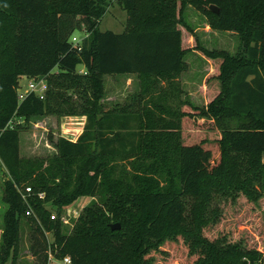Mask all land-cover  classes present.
I'll list each match as a JSON object with an SVG mask.
<instances>
[{
  "label": "trees",
  "instance_id": "1",
  "mask_svg": "<svg viewBox=\"0 0 264 264\" xmlns=\"http://www.w3.org/2000/svg\"><path fill=\"white\" fill-rule=\"evenodd\" d=\"M106 2L0 0V160L7 169L1 263L11 252L10 264H17L20 216L26 208L19 187L27 183L34 192L27 196L34 210L28 216L33 264H47L49 246L72 264H264L263 253L241 240L205 234L219 213V206L212 207L215 200L235 198L237 191L252 202L264 197V0H121L127 19L120 33L98 29ZM186 3L205 13L215 29L244 30L241 63L201 46L183 20ZM211 4L218 13L209 10ZM77 27L85 28L86 36L74 45L69 37ZM189 50L221 58L215 78L222 88L203 107L181 97L177 77ZM105 74L167 77L168 90L162 86L156 94L171 102L166 108L151 98L153 90L143 82L131 102L136 108L99 111V76ZM20 77L44 79L43 98L33 92L19 98ZM49 113L84 115L85 125L75 140L56 139L48 164H33L19 154L12 120ZM170 116L176 118L173 130ZM205 116L239 121L218 137L186 133L190 123L201 128L195 119ZM176 129L175 144L161 138ZM227 153L238 155L229 159ZM83 195H98L99 203L86 206L65 231L45 204L60 213ZM196 197L187 215L185 204ZM114 222L119 229L110 228ZM178 241L184 253L177 251Z\"/></svg>",
  "mask_w": 264,
  "mask_h": 264
},
{
  "label": "rangeland",
  "instance_id": "2",
  "mask_svg": "<svg viewBox=\"0 0 264 264\" xmlns=\"http://www.w3.org/2000/svg\"><path fill=\"white\" fill-rule=\"evenodd\" d=\"M183 20L195 32L199 42L203 48L208 50L213 55L222 52L228 53L230 56L239 58L242 56L240 53L243 51V42L240 40L241 30H219L211 27L208 17L197 6L186 3L183 8ZM127 12L123 8L121 0H107L105 12L99 20L98 29L100 31L112 30L113 32L120 33L126 29ZM247 30V29H245ZM246 32V31H245ZM86 36L85 28L77 27L71 33L69 40L74 45L81 44L83 37ZM185 70H183L179 77L180 87L183 91L181 97L190 101L193 105L198 107L205 106L213 97H215L219 90L222 88L220 81L215 78L217 71L216 62H221V58L212 60L197 50H189L184 53ZM241 63V61H240ZM78 69L84 70L83 65L79 64ZM100 83L102 88V96L98 100L97 107L99 111L110 110L116 108L117 110L133 109L136 106L132 105L133 99L137 98L140 94V86L144 82L149 84L151 88V98H156V101H162L167 108L171 100H166V96L162 93H157V90L162 88L168 90L167 77L160 75L144 76L139 74H105L101 75ZM27 80L19 78V92L25 90ZM155 94H154V93ZM67 95L75 98V94L71 90L67 91ZM146 100H144L145 102ZM179 104V99L175 101V105ZM150 109V108H149ZM83 115L73 114H41L30 115L28 117H15L12 124L17 125L19 135V154L22 158L29 159L33 164L41 160V163L47 162L55 154V141L59 136H65L71 140L76 139L83 131L85 122L82 119ZM85 118V117H84ZM166 119V118H165ZM172 119L169 129L177 128L175 116H170ZM199 119V121H198ZM167 120V119H166ZM203 123L202 127L191 123L186 128V133L207 134V136L218 137L221 130L232 128L236 126L239 121L238 118H224L216 119V126L210 117L196 118L195 121ZM194 121V122H195ZM196 121V122H197ZM212 126L214 128H212ZM200 128V129H199ZM177 130V129H176ZM209 134V135H208ZM167 136L170 138V143L175 144L179 140V129L175 133L161 134V138ZM230 157H235L238 154L227 153ZM261 161H264V153L262 154ZM43 163V164H44ZM128 168V165H126ZM6 166L0 160V254H1V232L3 230V214L6 210V205L1 201L3 180L5 179ZM19 187V192H26L25 188L31 186L29 184H22ZM237 196L230 199L215 200L212 207L219 206V213L216 221L210 223L206 229L205 234L210 238H217L220 236L226 237L230 242L241 240L244 244L256 248L263 253L264 257V197L259 201L252 202V199L247 197L243 192L237 191ZM33 191H30V196H33ZM43 192H38L37 195ZM44 196V194H43ZM42 196V198H43ZM39 197V196H38ZM40 198V197H39ZM32 199V198H31ZM29 200L22 197L23 204L25 203L24 211L20 216L19 232H18V251L14 255L17 264H33L35 258L30 253L29 246V217L34 216L33 206L29 204ZM185 204L187 215L190 213L192 205L198 200L196 198H189ZM96 201L99 203V196H79L72 204L61 209L58 213L56 208L51 206L48 202L45 204L46 208L55 214L56 218L62 221L64 230L73 226L74 220L80 215L82 210L91 202ZM30 210V214H26V210ZM214 216V215H212ZM116 223V222H114ZM49 242L52 238L49 233L46 234ZM247 241V242H246ZM177 251L184 253L181 242L178 241L174 244ZM3 250V249H2ZM48 262L47 264H59L61 255H55L53 249L48 248ZM12 253H8V258L0 264H10ZM174 264H182L179 260H173ZM188 264H192L189 262Z\"/></svg>",
  "mask_w": 264,
  "mask_h": 264
},
{
  "label": "built area",
  "instance_id": "3",
  "mask_svg": "<svg viewBox=\"0 0 264 264\" xmlns=\"http://www.w3.org/2000/svg\"><path fill=\"white\" fill-rule=\"evenodd\" d=\"M45 90H46V84H45L44 79L42 78H39L38 80L32 79L27 82L25 86V90L22 92H19V98H22L26 93H31V92L35 94L37 93L40 96V98H43V93ZM25 189H26L25 190L26 192H22V193L20 192L23 198H26V196H29V194H25V193H30V191H32L30 186H27ZM38 196L42 198L43 194L39 193ZM30 212L31 211L29 209L26 210V214H30ZM50 218L52 220L56 219L55 214L52 213L50 215ZM59 264H72V261L68 255H65L64 257H62V259H60Z\"/></svg>",
  "mask_w": 264,
  "mask_h": 264
},
{
  "label": "water",
  "instance_id": "4",
  "mask_svg": "<svg viewBox=\"0 0 264 264\" xmlns=\"http://www.w3.org/2000/svg\"><path fill=\"white\" fill-rule=\"evenodd\" d=\"M208 8H209V10H211V11H213V12H215V13H218V8L215 6V5H209L208 6ZM110 228L112 229V230H115V229H119L120 228V224L118 223V222H116V223H111L110 224Z\"/></svg>",
  "mask_w": 264,
  "mask_h": 264
},
{
  "label": "crops",
  "instance_id": "5",
  "mask_svg": "<svg viewBox=\"0 0 264 264\" xmlns=\"http://www.w3.org/2000/svg\"><path fill=\"white\" fill-rule=\"evenodd\" d=\"M82 117H83L82 119H83V120H84V122H85V118H84L85 116L83 115ZM73 140H75V139H73Z\"/></svg>",
  "mask_w": 264,
  "mask_h": 264
}]
</instances>
